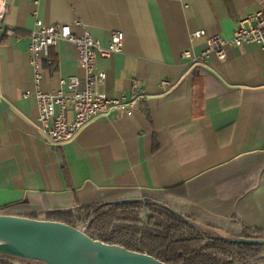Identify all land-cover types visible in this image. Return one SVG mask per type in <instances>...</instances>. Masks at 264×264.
<instances>
[{
	"label": "crops",
	"instance_id": "obj_1",
	"mask_svg": "<svg viewBox=\"0 0 264 264\" xmlns=\"http://www.w3.org/2000/svg\"><path fill=\"white\" fill-rule=\"evenodd\" d=\"M259 0H7L0 22V213L51 219L80 205L149 197L175 209L198 231L235 237L264 233V46H226L198 62L205 36H231ZM69 23L107 45L124 32L122 50L97 62V91L145 96L131 116L113 113L76 137L50 144L36 128L29 65L35 20ZM12 28L13 33L6 32ZM75 47L59 41L40 59L39 87L84 76ZM165 79L167 85H162ZM182 184L185 196L164 189ZM224 233V234H223Z\"/></svg>",
	"mask_w": 264,
	"mask_h": 264
},
{
	"label": "built area",
	"instance_id": "obj_2",
	"mask_svg": "<svg viewBox=\"0 0 264 264\" xmlns=\"http://www.w3.org/2000/svg\"><path fill=\"white\" fill-rule=\"evenodd\" d=\"M7 0H0V22L3 21ZM260 7L255 11L241 16L229 37L219 34L207 35L202 29L194 30L192 38L205 36V48L200 54L190 50L183 55L193 63L214 53L219 59L226 55V46H240L245 43H256L264 46V0H259ZM6 32L12 34V28ZM124 32L115 30L110 35L107 45H102L88 31L75 34L69 23L50 24L41 19L35 20L30 32L28 48L29 65L33 69L34 91H26L25 95L34 96L38 111L36 128L46 141L58 145L73 140L78 132L89 122L113 113L131 116L135 106L145 96L144 91L132 83L129 96L119 93L110 97L97 91V84L105 79L104 71H95L99 59L122 50ZM59 41L71 43L75 47V61L84 70V76L75 75L61 79V86L54 91H43L39 84L43 73L40 59L49 46ZM162 85H167L165 79Z\"/></svg>",
	"mask_w": 264,
	"mask_h": 264
},
{
	"label": "trees",
	"instance_id": "obj_3",
	"mask_svg": "<svg viewBox=\"0 0 264 264\" xmlns=\"http://www.w3.org/2000/svg\"><path fill=\"white\" fill-rule=\"evenodd\" d=\"M181 187L182 184L164 191L185 196ZM143 210L147 215L142 218ZM52 214L50 220L80 228L92 239L148 253L168 264H254L259 259L257 249L264 245L234 242L198 231L179 219L171 207L150 198L129 203L98 202ZM237 236L263 238L264 233L243 230ZM14 261L44 264L0 254V264Z\"/></svg>",
	"mask_w": 264,
	"mask_h": 264
},
{
	"label": "water",
	"instance_id": "obj_4",
	"mask_svg": "<svg viewBox=\"0 0 264 264\" xmlns=\"http://www.w3.org/2000/svg\"><path fill=\"white\" fill-rule=\"evenodd\" d=\"M138 200L129 198L108 203ZM144 200L149 201V198L145 197ZM173 213L188 225L194 226L181 213L175 210ZM225 238L239 243L264 244V238ZM0 254L37 260L44 264H168L148 253L92 239L82 229L62 221L6 213H0Z\"/></svg>",
	"mask_w": 264,
	"mask_h": 264
},
{
	"label": "rangeland",
	"instance_id": "obj_5",
	"mask_svg": "<svg viewBox=\"0 0 264 264\" xmlns=\"http://www.w3.org/2000/svg\"><path fill=\"white\" fill-rule=\"evenodd\" d=\"M175 210V209H174ZM147 215V211L146 210H143L142 211V218L145 217ZM224 234V233H223ZM215 235V234H214ZM264 238V237H263ZM257 256L259 257V259L254 263V264H264V245L263 246H260L258 249H257V252H256ZM11 264H24L22 262H19V261H14L12 262Z\"/></svg>",
	"mask_w": 264,
	"mask_h": 264
}]
</instances>
